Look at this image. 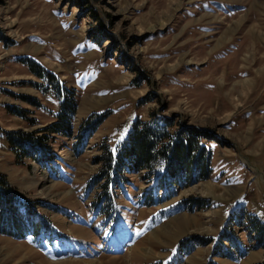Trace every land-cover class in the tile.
I'll return each instance as SVG.
<instances>
[{
  "label": "rangeland",
  "instance_id": "1",
  "mask_svg": "<svg viewBox=\"0 0 264 264\" xmlns=\"http://www.w3.org/2000/svg\"><path fill=\"white\" fill-rule=\"evenodd\" d=\"M151 118L205 165L107 174ZM0 178L44 227L0 231V264H264V0H0Z\"/></svg>",
  "mask_w": 264,
  "mask_h": 264
},
{
  "label": "trees",
  "instance_id": "2",
  "mask_svg": "<svg viewBox=\"0 0 264 264\" xmlns=\"http://www.w3.org/2000/svg\"><path fill=\"white\" fill-rule=\"evenodd\" d=\"M33 69L38 75H42V72L37 71L35 68ZM66 104V102H61L62 107L55 115V118L58 120L62 119L66 113L69 114L71 112L72 106L68 108L65 106ZM50 128L51 131H57L61 129V126H59V123H55ZM163 128L166 127L160 124L155 118H151L148 122L135 120L127 137L119 142L114 149L108 150L106 148L105 154L103 157L101 156L99 161H103L107 174L109 170L113 169L114 164L122 165L124 160L131 161L132 165L136 168L146 169L154 166L159 160L164 159L166 163L165 169L168 171L167 176L172 179L177 178L178 174L183 173L181 169L184 167V159L187 158L188 160L186 153L190 154V152L194 151L196 154L189 166L192 168L194 165H199V160L200 164L202 163L201 166L205 165L206 148L195 140L196 137H199V134H194L192 131H189V135L186 133H177L171 138L167 132L163 131ZM4 136L8 140L11 149H14L15 152L17 150L21 151L23 147L19 140H27L33 143L40 142L38 138H29V134L22 133L21 131L5 132ZM133 166L132 168H134ZM165 175L166 172L163 176ZM204 178L205 174H202L199 179ZM13 196V190L7 187L4 180H0V224L10 230L0 228L1 233L7 232L17 238H23L38 234L41 228L44 230V227L36 222L31 227L23 225L22 220L25 219L20 218L22 216L14 215L16 213L14 207H10V204L14 200ZM20 215L22 214L20 213ZM254 224L257 225L256 228L254 227L256 231L260 230L264 232L263 224L258 222H254Z\"/></svg>",
  "mask_w": 264,
  "mask_h": 264
},
{
  "label": "bare ground",
  "instance_id": "3",
  "mask_svg": "<svg viewBox=\"0 0 264 264\" xmlns=\"http://www.w3.org/2000/svg\"><path fill=\"white\" fill-rule=\"evenodd\" d=\"M174 222H172L174 225L171 226L168 231L166 232H169V233H172L173 231H178L179 229H182V222H180L179 220H173ZM179 222V223H178ZM172 228V229H171ZM175 228V229H174ZM163 229V227L161 226L159 229L155 230V231H152L150 233V236H154L155 235V232L159 230V232ZM174 229V230H173ZM70 261H73V260H70Z\"/></svg>",
  "mask_w": 264,
  "mask_h": 264
}]
</instances>
